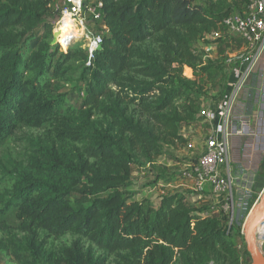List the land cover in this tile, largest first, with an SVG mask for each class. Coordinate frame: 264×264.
<instances>
[{"label": "trees", "instance_id": "trees-1", "mask_svg": "<svg viewBox=\"0 0 264 264\" xmlns=\"http://www.w3.org/2000/svg\"><path fill=\"white\" fill-rule=\"evenodd\" d=\"M99 1L103 41L90 59L84 37L58 39L65 48L54 41L56 0H0V146L25 128L44 130L26 165L6 169L0 252L17 264H239L236 230L203 217L184 192L153 205L129 189L135 165L186 145L180 131L206 98L201 76L224 69L194 46L236 8ZM74 78L78 107L58 84Z\"/></svg>", "mask_w": 264, "mask_h": 264}, {"label": "rangeland", "instance_id": "rangeland-1", "mask_svg": "<svg viewBox=\"0 0 264 264\" xmlns=\"http://www.w3.org/2000/svg\"><path fill=\"white\" fill-rule=\"evenodd\" d=\"M230 5L236 9L244 7V0H227ZM71 6L69 0H56L53 7L55 10V16L57 17V28L60 26L58 34H55V42L65 48L60 40L62 39L61 33L65 31L63 11ZM85 27L89 30L88 33L100 34V29H103V25L93 20V16L90 13H86V19L84 22ZM69 26V25H67ZM77 23L70 27V30L74 31L78 35L82 30ZM56 28V29H57ZM67 35V33H66ZM60 37V38H59ZM84 37L85 36H80ZM86 39V38H85ZM220 44V53L217 60V64L224 65V69L215 72L214 76L204 74L201 76V81L205 84L206 98L204 100V107L218 109L228 93L230 78L232 75L230 69L229 60L245 52L246 43L239 37L232 36L231 39L221 38L217 40ZM64 42V41H63ZM210 38H203L197 42L194 46L195 50L204 55V45L202 43L212 44ZM190 75V71L187 72ZM185 75V74H184ZM186 76V75H185ZM64 86L62 92H66V105L71 107H78L80 90L77 87V83L74 78L73 83H58ZM202 106V107H203ZM234 114L241 119L248 120V129L245 130L243 135L236 136L233 140V147L230 150L232 158V171L235 178H238L239 188H250L256 186L260 191L264 187V59L258 64L257 71L248 85L240 92L237 102L235 103ZM185 127V126H184ZM44 130L25 128L15 134V136L9 138L5 144L0 146V192L6 188L11 187L12 180L9 176H6L7 170H14L19 167L22 168L27 163V152L30 151L31 145L34 140L38 139ZM185 146L182 148L165 147L164 153L158 158V160L151 164L135 165L133 167V176L131 180L130 191L133 192L135 197L140 200H145L153 205L157 204L161 195L167 192L175 191L179 188H168V182L173 177L180 173L187 167V162L195 160L199 151L196 148L192 154H185ZM184 192L191 204L198 208L204 209V211L210 210L212 216L223 219L227 227H232L236 230V242L237 250L239 253V264H250L251 255L247 254L246 241L243 234L244 215L239 213L236 209V219L231 225L230 212L226 210L228 201L223 203L222 196L214 195L212 198L207 194V200H195L192 197L191 192L188 190ZM210 198V199H208ZM221 199V201H220ZM214 203H218L216 206ZM223 203V204H222ZM253 201L251 203L252 207ZM249 213V212H248ZM248 215V214H247ZM246 215V216H247ZM227 217V220H226ZM71 236L63 237L56 240V244L69 242ZM0 264H17L13 256L9 251L0 252Z\"/></svg>", "mask_w": 264, "mask_h": 264}, {"label": "built area", "instance_id": "built-area-1", "mask_svg": "<svg viewBox=\"0 0 264 264\" xmlns=\"http://www.w3.org/2000/svg\"><path fill=\"white\" fill-rule=\"evenodd\" d=\"M69 1L71 6L64 9L63 20L69 16L73 20V24H79L78 27L82 29L78 33L79 36L71 35L69 41L75 37L85 36V46L91 59L94 53L101 49L103 37L101 33L95 35L88 33L89 30L85 27L84 22L87 12L93 16V20H101L102 3L99 0ZM222 26L221 29L207 34L205 38L217 41L221 38L229 40L232 36L239 37L246 43L245 52L229 60L232 75L228 93L219 108L203 106L197 116V121H200L201 124H208L210 127L200 138L202 141L197 157L195 160L187 162V167L176 174L167 183V187H180V190H176L181 192L189 190L195 200L206 201V188L209 186L212 191L211 195H223L221 197L223 203L225 199L228 201L225 208L230 212L232 225L236 219V209L239 213H243L245 222L246 215L260 196L255 197L254 188L242 189L237 186L238 178L234 177L232 171L233 163L230 150L235 137L243 135L249 127L247 119L235 116L234 105L240 92L253 79L258 64L264 59V0H247L243 9H236L224 19ZM212 50V44H208L206 51L211 52ZM90 63L88 61V64ZM187 140L185 147L191 151L195 148V142L190 138ZM214 204L218 206V203ZM210 212V210L204 211L202 216H212ZM257 235L262 239L259 246L264 252V223L258 228Z\"/></svg>", "mask_w": 264, "mask_h": 264}, {"label": "water", "instance_id": "water-1", "mask_svg": "<svg viewBox=\"0 0 264 264\" xmlns=\"http://www.w3.org/2000/svg\"><path fill=\"white\" fill-rule=\"evenodd\" d=\"M263 223L264 189L248 213L242 229L246 241L247 251L251 255L252 259L250 264H264V252L257 243V231Z\"/></svg>", "mask_w": 264, "mask_h": 264}, {"label": "crops", "instance_id": "crops-1", "mask_svg": "<svg viewBox=\"0 0 264 264\" xmlns=\"http://www.w3.org/2000/svg\"><path fill=\"white\" fill-rule=\"evenodd\" d=\"M219 44L220 43L218 41H214L212 43L213 50L211 52H207L206 48H207L208 44L205 45V44L202 43L201 45H204L203 50L205 51V53L203 55V58L204 59H212V60L216 61L217 58H218V55H219V53L221 51ZM187 68H189L191 70L190 75L186 74ZM184 74L187 77H189V78H194V71L189 66H185L184 67ZM208 128H210L208 124H204V123L201 124L200 121L196 120L192 124L187 125V126H185L184 128L181 129L180 132H181V134L184 137L186 136L187 138H190L191 140H193L195 142V148L193 150L190 151L187 147L184 148V151H186V152H184L185 154H187V153L192 154V152H194L196 148H200L201 147V141L202 140L200 138H201V136H203L205 134V132H207ZM253 188H254V192H255V197L256 198L261 194V192L264 189V187H263L260 191H258L256 186H254ZM206 192H207L208 196H210V198H212L214 196V195H211L212 191H211V188H209V186L206 188ZM186 193L188 194L187 191H186ZM210 198H208V199H210ZM220 201H221V199H220Z\"/></svg>", "mask_w": 264, "mask_h": 264}, {"label": "bare ground", "instance_id": "bare-ground-1", "mask_svg": "<svg viewBox=\"0 0 264 264\" xmlns=\"http://www.w3.org/2000/svg\"><path fill=\"white\" fill-rule=\"evenodd\" d=\"M63 24H64L65 31H64V34H63V32L61 33V37H62L63 41L65 43H67L69 41L71 35H75L77 33L75 32L74 34H72L74 31L70 30L71 26L73 28V20L69 16L64 18ZM67 25H69V26H67ZM66 33H67V35H66ZM261 240L262 239L260 237L258 238V235H257V243H258V245L261 242Z\"/></svg>", "mask_w": 264, "mask_h": 264}]
</instances>
